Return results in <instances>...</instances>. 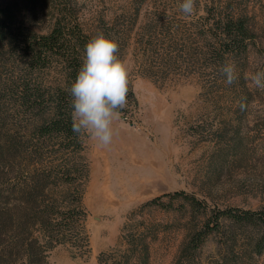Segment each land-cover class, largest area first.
I'll list each match as a JSON object with an SVG mask.
<instances>
[{"label": "rangeland", "instance_id": "1", "mask_svg": "<svg viewBox=\"0 0 264 264\" xmlns=\"http://www.w3.org/2000/svg\"><path fill=\"white\" fill-rule=\"evenodd\" d=\"M3 1L15 3L21 17L37 30H48L55 17L66 13L101 31L116 18L117 27L130 33L117 55L128 64V93L134 92L136 103L129 95L125 112L113 123L110 146L102 148L86 137L90 172L83 201L91 250L79 256L59 245L49 253V264H100L101 255L122 240L133 212L157 196H162V204L139 216L156 227L150 264H173L186 227L204 217L203 211L189 206L186 195L210 208H264V90L249 78L264 70V0H234L248 15L256 37L246 58L230 61L240 77L231 86L208 81L204 64L190 59L188 51L181 58L185 61L148 58L137 41L150 33L161 36L163 18L165 32L175 43L169 48L186 51L181 33L226 0H196L192 16L180 11L182 0ZM242 99L244 111L238 106ZM178 191L184 195L171 196ZM214 253L210 242L203 260L208 262Z\"/></svg>", "mask_w": 264, "mask_h": 264}, {"label": "trees", "instance_id": "2", "mask_svg": "<svg viewBox=\"0 0 264 264\" xmlns=\"http://www.w3.org/2000/svg\"><path fill=\"white\" fill-rule=\"evenodd\" d=\"M234 2L221 1L181 33L186 51L169 48L175 43L161 18V36L138 37L142 56L177 61L188 51L190 59L202 61L208 81H225L222 66L246 58L256 37L248 15ZM77 17L63 13L42 31L21 17L15 3L0 2V264H49V253L59 245L79 256L91 250L83 201L90 172L87 136L72 131L68 89L89 39L103 32L120 48L130 33L117 27L116 18L101 31ZM128 96L136 103L132 90ZM180 195L184 192L171 194ZM161 198L133 212L122 240L101 255L100 264H150L156 227L139 216L162 204ZM185 198L204 217L186 227L173 264H264L257 260L264 256V208H210L195 196ZM210 242L215 253L206 262L202 254Z\"/></svg>", "mask_w": 264, "mask_h": 264}, {"label": "clouds", "instance_id": "3", "mask_svg": "<svg viewBox=\"0 0 264 264\" xmlns=\"http://www.w3.org/2000/svg\"><path fill=\"white\" fill-rule=\"evenodd\" d=\"M179 8L185 16H192L196 0H182ZM118 51V42L103 32L89 39L81 67L68 89L72 98V131L77 136L91 137L102 148L111 145L115 135L113 123L128 104L129 67L119 58ZM220 71L226 85L238 80L234 62H226ZM249 78L255 87L264 90V70L254 72ZM238 106L241 111L247 108L243 99Z\"/></svg>", "mask_w": 264, "mask_h": 264}]
</instances>
